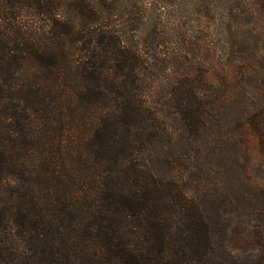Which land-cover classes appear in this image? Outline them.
Segmentation results:
<instances>
[{"label": "trees", "instance_id": "1", "mask_svg": "<svg viewBox=\"0 0 264 264\" xmlns=\"http://www.w3.org/2000/svg\"><path fill=\"white\" fill-rule=\"evenodd\" d=\"M173 1L0 0V264H264V0Z\"/></svg>", "mask_w": 264, "mask_h": 264}, {"label": "rangeland", "instance_id": "2", "mask_svg": "<svg viewBox=\"0 0 264 264\" xmlns=\"http://www.w3.org/2000/svg\"><path fill=\"white\" fill-rule=\"evenodd\" d=\"M214 0H175L171 2L168 7L167 18L170 23L177 21L180 22L183 27H185L190 34H195V31L205 30L207 41L214 46H219L221 44V20H220V10L216 13H212L210 16H206L201 19L203 28L201 29L199 23V12H204V10L212 3ZM198 26V28H197ZM196 31V32H197ZM251 150L254 155L258 153L259 143L256 137L251 138ZM253 177L257 179L264 177V165L257 164L254 169Z\"/></svg>", "mask_w": 264, "mask_h": 264}]
</instances>
